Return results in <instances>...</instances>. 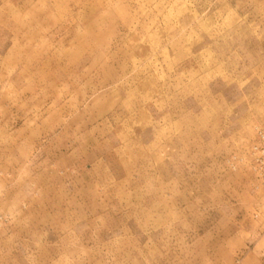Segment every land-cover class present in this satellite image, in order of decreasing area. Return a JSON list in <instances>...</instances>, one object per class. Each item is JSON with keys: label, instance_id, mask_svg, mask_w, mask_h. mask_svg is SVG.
Returning <instances> with one entry per match:
<instances>
[{"label": "rangeland", "instance_id": "rangeland-1", "mask_svg": "<svg viewBox=\"0 0 264 264\" xmlns=\"http://www.w3.org/2000/svg\"><path fill=\"white\" fill-rule=\"evenodd\" d=\"M0 264H264V0H0Z\"/></svg>", "mask_w": 264, "mask_h": 264}]
</instances>
